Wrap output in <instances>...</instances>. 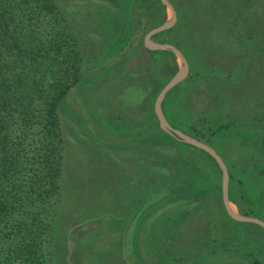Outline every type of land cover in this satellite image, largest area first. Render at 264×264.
Listing matches in <instances>:
<instances>
[{"label":"rangeland","instance_id":"rangeland-1","mask_svg":"<svg viewBox=\"0 0 264 264\" xmlns=\"http://www.w3.org/2000/svg\"><path fill=\"white\" fill-rule=\"evenodd\" d=\"M174 1L181 27L152 39L176 45L190 71L163 111L222 156L243 203L229 183L232 207L264 220V0ZM161 2L56 0L50 53L64 59L76 47L84 76L59 107L46 264H264V232L233 222L218 202L220 165L160 127L156 98L182 63L144 45L172 17ZM153 143L167 167L149 156Z\"/></svg>","mask_w":264,"mask_h":264},{"label":"trees","instance_id":"trees-1","mask_svg":"<svg viewBox=\"0 0 264 264\" xmlns=\"http://www.w3.org/2000/svg\"><path fill=\"white\" fill-rule=\"evenodd\" d=\"M171 1L178 21L166 31L182 24V7ZM56 12V0H0V264H46V245L53 238L49 218L62 157L59 107L84 76L76 47H68L64 59L50 53L49 16ZM164 133L217 163L205 150ZM185 179L181 187L190 184ZM232 183L230 175V196L242 207ZM218 197L225 209L222 195ZM232 221L264 232L259 224Z\"/></svg>","mask_w":264,"mask_h":264},{"label":"water","instance_id":"water-1","mask_svg":"<svg viewBox=\"0 0 264 264\" xmlns=\"http://www.w3.org/2000/svg\"><path fill=\"white\" fill-rule=\"evenodd\" d=\"M162 3L171 11L172 17L162 23L159 26H156L152 28L151 30L147 31L145 37H144V45L146 46L147 49L150 50H163V49H169L172 50L182 61L177 73L174 75V77L162 88L160 93L158 94L154 109L155 113L157 115L160 127L166 131L167 133L171 134L178 140H181L185 143L194 145L200 149L205 150L208 152L212 157L215 158L217 163L220 165L222 169V200L223 204L225 206V209L227 210L228 215L239 222H248V223H255L259 224L264 228V220L260 219L259 217L256 216H250L246 214L240 213L238 210L234 209L232 207V201L230 200L229 196V183H230V173L229 169L227 167V164L225 163L224 159L222 156L218 153V151L213 148L211 145L208 143L197 139L180 129H177L173 127L169 120L167 119L162 103L164 98L166 97L167 93L174 88L176 85H178L181 81L186 79V77L189 75V63L188 60L186 59V56L183 54V52L174 44L171 43H160L154 41L152 38L163 31L171 29L173 26L176 25L178 21V13L174 5L171 3L170 0H161Z\"/></svg>","mask_w":264,"mask_h":264},{"label":"crops","instance_id":"crops-1","mask_svg":"<svg viewBox=\"0 0 264 264\" xmlns=\"http://www.w3.org/2000/svg\"><path fill=\"white\" fill-rule=\"evenodd\" d=\"M144 105V104H143ZM142 105V106H143ZM148 106V105H147ZM157 133V132H156ZM154 134V133H153ZM148 136H150V135H148ZM144 139H146V138H144ZM161 144H155L154 145V143L152 144V147L150 146V149H149V152H151L150 153V157H154L155 159H153V160H155V162H160L162 165H164V166H166L167 164H166V161H163L162 159H160L159 158V156L157 157V153H156V148H159V146H160ZM161 147L163 148V145H161ZM151 148H155L154 150L153 149H151ZM144 148H142L141 150L142 151H144L143 150ZM124 154V156H128L130 153H123ZM131 155V154H130ZM152 155V156H151ZM159 155V154H158ZM134 157V156H133ZM135 158V157H134ZM162 158V157H161ZM152 159V158H151ZM142 160H139L138 162H139V165L141 166V168L145 171V167L143 166L144 165V163H145V161L144 162H141ZM132 162H134V161H130V163H132ZM156 178L154 177V179L153 180H155ZM146 180V179H145ZM129 186V185H128ZM130 232V231H129Z\"/></svg>","mask_w":264,"mask_h":264},{"label":"flooded vegetation","instance_id":"flooded-vegetation-1","mask_svg":"<svg viewBox=\"0 0 264 264\" xmlns=\"http://www.w3.org/2000/svg\"><path fill=\"white\" fill-rule=\"evenodd\" d=\"M171 1V0H170ZM171 3H172V1H171ZM173 4V3H172ZM174 5V4H173ZM175 7V6H174ZM177 10V9H176ZM178 12V11H177Z\"/></svg>","mask_w":264,"mask_h":264}]
</instances>
